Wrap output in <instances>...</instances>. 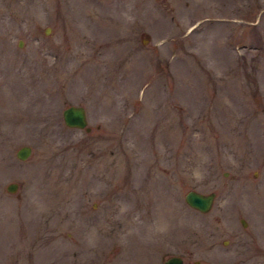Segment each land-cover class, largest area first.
<instances>
[{"label": "rangeland", "instance_id": "obj_1", "mask_svg": "<svg viewBox=\"0 0 264 264\" xmlns=\"http://www.w3.org/2000/svg\"><path fill=\"white\" fill-rule=\"evenodd\" d=\"M173 254L264 264V0H0V264Z\"/></svg>", "mask_w": 264, "mask_h": 264}, {"label": "water", "instance_id": "obj_2", "mask_svg": "<svg viewBox=\"0 0 264 264\" xmlns=\"http://www.w3.org/2000/svg\"><path fill=\"white\" fill-rule=\"evenodd\" d=\"M21 45V42H19ZM62 117L64 123L69 127L84 128L89 131L88 119L85 106L81 104H69L62 109ZM32 151V147L29 144L20 145L15 154L19 159H26ZM18 187L17 182L11 181L6 185V190L14 192ZM216 193L215 191L202 192L195 189H189L184 194V200L186 203L201 211L207 212L211 209ZM242 224H246L244 218L240 219ZM163 264H183V258L180 255H171L164 259Z\"/></svg>", "mask_w": 264, "mask_h": 264}, {"label": "flooded vegetation", "instance_id": "obj_3", "mask_svg": "<svg viewBox=\"0 0 264 264\" xmlns=\"http://www.w3.org/2000/svg\"><path fill=\"white\" fill-rule=\"evenodd\" d=\"M164 260V259H163Z\"/></svg>", "mask_w": 264, "mask_h": 264}, {"label": "trees", "instance_id": "obj_4", "mask_svg": "<svg viewBox=\"0 0 264 264\" xmlns=\"http://www.w3.org/2000/svg\"><path fill=\"white\" fill-rule=\"evenodd\" d=\"M242 41V40H241Z\"/></svg>", "mask_w": 264, "mask_h": 264}]
</instances>
